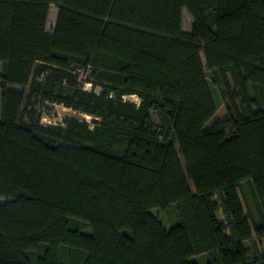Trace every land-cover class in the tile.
<instances>
[{"label": "trees", "instance_id": "trees-1", "mask_svg": "<svg viewBox=\"0 0 264 264\" xmlns=\"http://www.w3.org/2000/svg\"><path fill=\"white\" fill-rule=\"evenodd\" d=\"M0 198V264H264V0H0Z\"/></svg>", "mask_w": 264, "mask_h": 264}, {"label": "rangeland", "instance_id": "rangeland-1", "mask_svg": "<svg viewBox=\"0 0 264 264\" xmlns=\"http://www.w3.org/2000/svg\"><path fill=\"white\" fill-rule=\"evenodd\" d=\"M58 10L56 7H52L47 32L49 35L53 34V29L56 25ZM194 21L191 17V15L185 10L183 12V29L186 32H191L193 28ZM204 59V57H203ZM205 62V61H204ZM16 91H22V88L15 87L13 88ZM133 102H138L137 97H132L130 99ZM74 118L80 121H86L89 122L91 125H93V121L95 118L84 115L82 113H79L77 111H73L67 108H64L62 106L58 105H52V104H46L43 106L42 109V123L43 125L47 126H54V127H63V123L65 119ZM227 118V112L224 108H222L218 114L215 116V118L207 125V127L213 126L216 122L224 120ZM153 119L156 123H158V119L156 116H153ZM7 199L0 198V204L5 203ZM262 245L264 247V241L262 242Z\"/></svg>", "mask_w": 264, "mask_h": 264}, {"label": "crops", "instance_id": "crops-1", "mask_svg": "<svg viewBox=\"0 0 264 264\" xmlns=\"http://www.w3.org/2000/svg\"><path fill=\"white\" fill-rule=\"evenodd\" d=\"M264 241V239L262 240V242Z\"/></svg>", "mask_w": 264, "mask_h": 264}]
</instances>
